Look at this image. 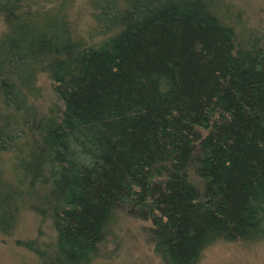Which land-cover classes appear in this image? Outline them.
Wrapping results in <instances>:
<instances>
[{
  "label": "trees",
  "instance_id": "obj_1",
  "mask_svg": "<svg viewBox=\"0 0 264 264\" xmlns=\"http://www.w3.org/2000/svg\"><path fill=\"white\" fill-rule=\"evenodd\" d=\"M74 1L0 0V234L48 222L41 264H86L119 212L165 264L263 239L264 32L224 0H89L77 36Z\"/></svg>",
  "mask_w": 264,
  "mask_h": 264
},
{
  "label": "rangeland",
  "instance_id": "obj_2",
  "mask_svg": "<svg viewBox=\"0 0 264 264\" xmlns=\"http://www.w3.org/2000/svg\"><path fill=\"white\" fill-rule=\"evenodd\" d=\"M231 3L247 21V25L264 32V0H224ZM89 0H75L70 9L77 36H86L94 30V19ZM2 23L0 21V31ZM44 95L52 91L48 80L41 77ZM48 101L44 100V103ZM148 223L134 220L119 212L108 226L106 239L98 248L96 256H90L86 264H165L153 252L147 241L145 229ZM48 222L43 223L29 210L20 214L14 233L0 234V264H41L22 247V241L33 240L40 229L50 235ZM42 242V241H41ZM55 252L51 249V255ZM48 264H66L60 257H49ZM71 264L73 262H70ZM79 262H74L78 264ZM82 264V263H81ZM197 264H264V238L250 243L219 242L207 248Z\"/></svg>",
  "mask_w": 264,
  "mask_h": 264
}]
</instances>
